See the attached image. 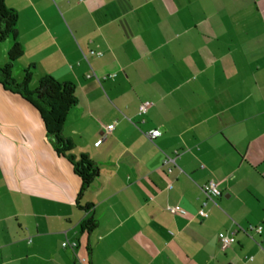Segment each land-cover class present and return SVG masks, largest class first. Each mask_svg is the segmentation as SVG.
<instances>
[{
  "label": "crops",
  "instance_id": "0c3cea01",
  "mask_svg": "<svg viewBox=\"0 0 264 264\" xmlns=\"http://www.w3.org/2000/svg\"><path fill=\"white\" fill-rule=\"evenodd\" d=\"M3 2L0 67L15 40L16 82L74 86L63 134L98 175L77 197L38 111L0 85V264H264V0Z\"/></svg>",
  "mask_w": 264,
  "mask_h": 264
},
{
  "label": "trees",
  "instance_id": "16d2710c",
  "mask_svg": "<svg viewBox=\"0 0 264 264\" xmlns=\"http://www.w3.org/2000/svg\"><path fill=\"white\" fill-rule=\"evenodd\" d=\"M17 19L16 11L7 8L3 0H0V42L10 37L15 38ZM22 55V46L14 40L7 53V63L0 67V85L6 91L19 95L38 111L55 153L71 164L73 172L81 180L77 196L80 197L97 177L98 168L87 155L73 154L74 144L63 134L66 118L76 104L74 86L70 83H61L52 76H44L39 80L36 89L31 90L28 71L20 82H16L12 70ZM83 209H87V206ZM95 226V221L88 219L81 224V231L89 233Z\"/></svg>",
  "mask_w": 264,
  "mask_h": 264
},
{
  "label": "built area",
  "instance_id": "2783aa9c",
  "mask_svg": "<svg viewBox=\"0 0 264 264\" xmlns=\"http://www.w3.org/2000/svg\"><path fill=\"white\" fill-rule=\"evenodd\" d=\"M150 103H144L139 107V115L140 116H144L147 113V110L149 108ZM143 122V120H142ZM113 125H109L105 128V133L109 134L112 130H113ZM160 131L159 130H153L151 132H148L146 134V136L149 139H153L157 136L160 135ZM166 162H172L174 163V159L167 157ZM201 191L205 196V201L202 203V207L200 208V210L198 211V214L200 217L202 218H206L208 216L207 212L204 211L203 207L206 205L207 202H214V197L220 195V191L217 188V184L210 181L207 182L206 184H204L201 187ZM165 210L171 214H177V213H181V209L179 206H166ZM255 231L256 233H261V227L257 226H249L247 231ZM218 238L221 244L222 249H225L227 247H229L230 245H232L235 241V233H219L218 234ZM62 247H70L72 250L75 249L76 247V243H68V242H64L62 243ZM84 260H79V263L82 264Z\"/></svg>",
  "mask_w": 264,
  "mask_h": 264
},
{
  "label": "rangeland",
  "instance_id": "374dc122",
  "mask_svg": "<svg viewBox=\"0 0 264 264\" xmlns=\"http://www.w3.org/2000/svg\"><path fill=\"white\" fill-rule=\"evenodd\" d=\"M9 40H11V41H12V40H13V38H12V37H10V38H8V39H7V41H9ZM7 41H6V42H7ZM3 44H4V42H3V43H0V48L4 46ZM11 45H12V44H11ZM10 47H11V46H10ZM9 49H10V48H9ZM8 51H9V50H8ZM0 56H1V49H0ZM14 65H15V64H14ZM14 67H15V66H14ZM14 67H13V68H14Z\"/></svg>",
  "mask_w": 264,
  "mask_h": 264
}]
</instances>
